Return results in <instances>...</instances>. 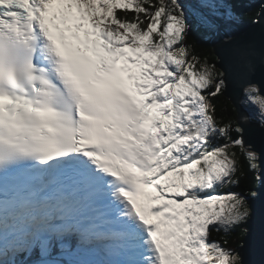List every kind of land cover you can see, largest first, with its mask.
<instances>
[{
  "label": "snow or ice",
  "instance_id": "1",
  "mask_svg": "<svg viewBox=\"0 0 264 264\" xmlns=\"http://www.w3.org/2000/svg\"><path fill=\"white\" fill-rule=\"evenodd\" d=\"M243 3L0 0V264H249L264 100L222 123L228 69L189 56L201 32L255 72Z\"/></svg>",
  "mask_w": 264,
  "mask_h": 264
},
{
  "label": "water",
  "instance_id": "2",
  "mask_svg": "<svg viewBox=\"0 0 264 264\" xmlns=\"http://www.w3.org/2000/svg\"><path fill=\"white\" fill-rule=\"evenodd\" d=\"M262 4H264V0ZM261 19L262 25L252 26L243 23L235 27L236 43L250 47L255 53L256 68L253 73H248L233 58L231 48L223 45L218 37L211 40L214 55L219 56L223 66L228 69L227 90L224 96L234 106L237 119L250 115L242 104L244 91L249 86V82L255 85L258 89L257 94L264 99V66L261 65V59L264 56V17ZM249 127L251 132L246 140L254 146L252 150L260 155L258 161L260 170L257 174L261 177V183L255 189L259 196L252 201L255 209L254 215L248 224L244 225L248 228L249 234L242 251L249 264H264V134L256 124L250 123Z\"/></svg>",
  "mask_w": 264,
  "mask_h": 264
},
{
  "label": "trees",
  "instance_id": "3",
  "mask_svg": "<svg viewBox=\"0 0 264 264\" xmlns=\"http://www.w3.org/2000/svg\"><path fill=\"white\" fill-rule=\"evenodd\" d=\"M262 1L263 0H244V3L241 7L244 10H251L255 13L259 11L262 5ZM211 40L204 39V36L201 32H193L192 39L189 41V43L191 44L189 56L196 55L201 60H203L205 57L211 59L214 55L211 47ZM209 49L211 51H209ZM242 104L248 110L249 113L258 112L257 109L254 107L255 104H252L251 102H246L245 91L242 98ZM221 108L223 109V111H221ZM217 115L222 123H227L229 119H237V112L234 106L224 95L219 97V101L217 103ZM237 163L239 166H241L242 169L246 170L245 165L247 164V161L242 155L239 156ZM256 175H258L257 172L251 173L250 178L247 180L241 178L240 188L233 190L244 191L248 187H255V185L253 184V178Z\"/></svg>",
  "mask_w": 264,
  "mask_h": 264
},
{
  "label": "rangeland",
  "instance_id": "4",
  "mask_svg": "<svg viewBox=\"0 0 264 264\" xmlns=\"http://www.w3.org/2000/svg\"><path fill=\"white\" fill-rule=\"evenodd\" d=\"M258 95V94H257ZM260 97V96H259ZM261 100H264L262 97H260ZM254 107L257 109V113H259L260 111V107H259V104H255Z\"/></svg>",
  "mask_w": 264,
  "mask_h": 264
}]
</instances>
